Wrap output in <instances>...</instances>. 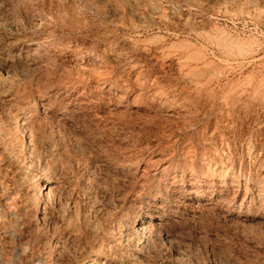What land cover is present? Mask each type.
<instances>
[{"label": "rangeland", "instance_id": "obj_1", "mask_svg": "<svg viewBox=\"0 0 264 264\" xmlns=\"http://www.w3.org/2000/svg\"><path fill=\"white\" fill-rule=\"evenodd\" d=\"M102 263L264 264V0H0V264Z\"/></svg>", "mask_w": 264, "mask_h": 264}, {"label": "bare ground", "instance_id": "obj_2", "mask_svg": "<svg viewBox=\"0 0 264 264\" xmlns=\"http://www.w3.org/2000/svg\"><path fill=\"white\" fill-rule=\"evenodd\" d=\"M39 52V51H38ZM24 120H25V118H24ZM28 120V119H27ZM20 126H22V125H20ZM32 128V127H31ZM24 129V128H23ZM26 129V128H25ZM26 131V130H25ZM24 132V131H23ZM30 132V131H29ZM26 133H27V131H26ZM29 143V142H28ZM45 184H43V186H44ZM47 188H49V187H47ZM46 188V189H47ZM43 193H44V191H43ZM43 195H45V194H43ZM47 198H48V196H47ZM147 223V222H146ZM143 225V224H142ZM141 225V226H142ZM142 228H143V226H142ZM144 228H146V227H144ZM143 232H144V230H143ZM150 232V231H149ZM142 235V234H141ZM142 237V236H141ZM100 261V260H99ZM104 262V261H103ZM91 263V262H90ZM103 264V263H102Z\"/></svg>", "mask_w": 264, "mask_h": 264}]
</instances>
